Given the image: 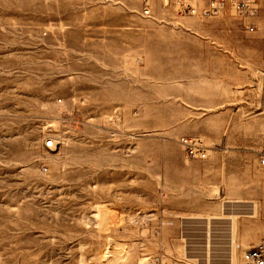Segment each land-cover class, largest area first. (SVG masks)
<instances>
[{"label": "rangeland", "instance_id": "obj_1", "mask_svg": "<svg viewBox=\"0 0 264 264\" xmlns=\"http://www.w3.org/2000/svg\"><path fill=\"white\" fill-rule=\"evenodd\" d=\"M148 2L0 0V264H246L264 244V0L250 19Z\"/></svg>", "mask_w": 264, "mask_h": 264}, {"label": "built area", "instance_id": "obj_2", "mask_svg": "<svg viewBox=\"0 0 264 264\" xmlns=\"http://www.w3.org/2000/svg\"><path fill=\"white\" fill-rule=\"evenodd\" d=\"M162 7L170 10L176 16L209 17L228 8L241 19L255 18L259 12V0H161ZM143 16H150L151 8L148 0H143ZM251 28V25H248ZM262 127L260 133L261 146L258 151L257 163L264 168V80L262 82ZM179 144L189 158L204 160L207 156L206 147L198 137H182ZM246 264H264V244L255 245L244 252ZM155 264H168L157 261Z\"/></svg>", "mask_w": 264, "mask_h": 264}, {"label": "bare ground", "instance_id": "obj_3", "mask_svg": "<svg viewBox=\"0 0 264 264\" xmlns=\"http://www.w3.org/2000/svg\"><path fill=\"white\" fill-rule=\"evenodd\" d=\"M262 111H263V109H262Z\"/></svg>", "mask_w": 264, "mask_h": 264}]
</instances>
